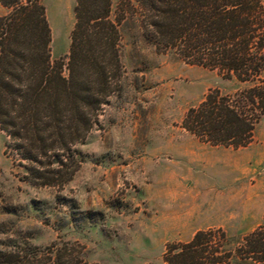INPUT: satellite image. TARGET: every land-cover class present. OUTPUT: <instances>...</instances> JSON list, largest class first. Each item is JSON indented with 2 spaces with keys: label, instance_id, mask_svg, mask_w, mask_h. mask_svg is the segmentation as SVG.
Here are the masks:
<instances>
[{
  "label": "rangeland",
  "instance_id": "rangeland-1",
  "mask_svg": "<svg viewBox=\"0 0 264 264\" xmlns=\"http://www.w3.org/2000/svg\"><path fill=\"white\" fill-rule=\"evenodd\" d=\"M41 1L52 29L51 55L58 58L68 50L75 0ZM111 1L114 10L118 0ZM7 11L0 4V15ZM120 30V89L100 126L75 145L79 166L62 187L22 179L24 168L4 153L7 135L0 128V249L67 240L82 245L88 262L162 264L167 241L220 226L233 248L262 220L264 116L254 140L240 148L201 142L180 125L208 90L233 92L245 83L157 52L137 15L123 19ZM179 224L187 233L171 239ZM231 264L264 260L233 256Z\"/></svg>",
  "mask_w": 264,
  "mask_h": 264
},
{
  "label": "trees",
  "instance_id": "trees-1",
  "mask_svg": "<svg viewBox=\"0 0 264 264\" xmlns=\"http://www.w3.org/2000/svg\"><path fill=\"white\" fill-rule=\"evenodd\" d=\"M0 128L4 153L21 178L62 187L79 166L75 145L100 126L99 116L125 73L120 24L139 17L157 52L217 69L245 86L208 90L180 125L199 141L240 148L254 140L264 116V0H75L67 53L51 55L52 29L41 0H0ZM220 227L165 243L162 264H231L233 256L264 260V216L233 248ZM67 240L0 249V264H97Z\"/></svg>",
  "mask_w": 264,
  "mask_h": 264
},
{
  "label": "crops",
  "instance_id": "crops-1",
  "mask_svg": "<svg viewBox=\"0 0 264 264\" xmlns=\"http://www.w3.org/2000/svg\"><path fill=\"white\" fill-rule=\"evenodd\" d=\"M198 154H199V153H198ZM200 155L203 156L202 154H200ZM202 158H203V157H202ZM205 160H206V162H207L209 165H212V163H213V161H214V159H213L212 156H209V159L206 158ZM184 228H185V227H183L182 224H179V225L177 226V228L175 229L174 234H173V236L171 237V239H174L175 235H178V234H184V235H185V234L187 233V231L183 230ZM193 233H194V231L188 233V237H187L186 239H183V240H184V241H185V240H188V239L192 236Z\"/></svg>",
  "mask_w": 264,
  "mask_h": 264
}]
</instances>
